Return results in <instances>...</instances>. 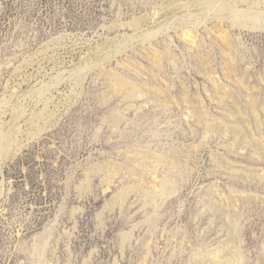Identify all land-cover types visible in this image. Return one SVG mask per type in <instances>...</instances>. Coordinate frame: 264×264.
Masks as SVG:
<instances>
[{
    "label": "rangeland",
    "instance_id": "obj_1",
    "mask_svg": "<svg viewBox=\"0 0 264 264\" xmlns=\"http://www.w3.org/2000/svg\"><path fill=\"white\" fill-rule=\"evenodd\" d=\"M0 264H264V0H0Z\"/></svg>",
    "mask_w": 264,
    "mask_h": 264
},
{
    "label": "bare ground",
    "instance_id": "obj_2",
    "mask_svg": "<svg viewBox=\"0 0 264 264\" xmlns=\"http://www.w3.org/2000/svg\"><path fill=\"white\" fill-rule=\"evenodd\" d=\"M108 188H109V187H108ZM128 189H129V188H128ZM124 190H125V189H124ZM127 191H128V190H127ZM127 191H125V192H127ZM123 192H124V191H123ZM123 192H122V193H123ZM129 192H130V191H129ZM123 195H124V194H123ZM121 197H123V196L121 195ZM119 199H120V198H119ZM129 234H130V233H129Z\"/></svg>",
    "mask_w": 264,
    "mask_h": 264
}]
</instances>
